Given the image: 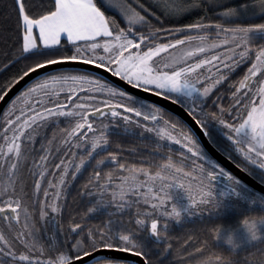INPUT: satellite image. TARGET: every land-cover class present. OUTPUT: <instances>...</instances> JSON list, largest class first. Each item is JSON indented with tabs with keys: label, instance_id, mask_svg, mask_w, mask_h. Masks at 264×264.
I'll return each mask as SVG.
<instances>
[{
	"label": "snow or ice",
	"instance_id": "1",
	"mask_svg": "<svg viewBox=\"0 0 264 264\" xmlns=\"http://www.w3.org/2000/svg\"><path fill=\"white\" fill-rule=\"evenodd\" d=\"M0 7V264H264V0Z\"/></svg>",
	"mask_w": 264,
	"mask_h": 264
},
{
	"label": "trees",
	"instance_id": "2",
	"mask_svg": "<svg viewBox=\"0 0 264 264\" xmlns=\"http://www.w3.org/2000/svg\"><path fill=\"white\" fill-rule=\"evenodd\" d=\"M228 2L235 6L241 3L249 2V0H228ZM14 27V20L9 18L6 14V9L0 7V47H4L3 40H7L10 44L12 42V30ZM2 59V57H0ZM132 143L138 148V150L142 152H146L149 149H146L143 145L139 144L138 142L132 141ZM87 175V174H85ZM83 183V178L76 182V187L72 189L71 195L76 196V191L79 185ZM79 200V197H77ZM69 202L71 203V197L69 198ZM72 207L76 211H80L84 208L83 203L73 204ZM67 217L65 216V219ZM241 216L239 214H228V215H221L216 219H209V220H196L191 224H187L184 230H178L177 235L182 236V238H186L188 234H193L196 237L203 238L206 235L207 228L210 226L221 225V226H235L240 222ZM98 222V221H97ZM220 247L224 248L225 250L228 249V246L221 244ZM247 248L245 247V249ZM247 255V253H241V259L243 256ZM155 259V257H154Z\"/></svg>",
	"mask_w": 264,
	"mask_h": 264
},
{
	"label": "water",
	"instance_id": "3",
	"mask_svg": "<svg viewBox=\"0 0 264 264\" xmlns=\"http://www.w3.org/2000/svg\"><path fill=\"white\" fill-rule=\"evenodd\" d=\"M112 79L116 80V78H112ZM119 83L121 85L123 84V82H119ZM20 87L21 85H17L16 88H14L11 93H9V97H13L18 92ZM8 99L9 98H6L5 102H0V108L4 107V104L8 101ZM152 99H155V98H152ZM159 103L165 104L166 102L159 101ZM209 151L212 153L213 157L217 159V162L220 163L221 166L225 167L226 170L230 171L232 174L242 179L243 182H245L250 188H254L258 192L264 191V185H260L255 178L247 175L244 172H241L239 169L235 167V165L231 161H228L223 156L217 154L213 149L209 148ZM105 254L126 257L128 259L129 264H131L132 261H139V264H143V262L140 261V258L131 257V255L127 253H105Z\"/></svg>",
	"mask_w": 264,
	"mask_h": 264
},
{
	"label": "clouds",
	"instance_id": "4",
	"mask_svg": "<svg viewBox=\"0 0 264 264\" xmlns=\"http://www.w3.org/2000/svg\"><path fill=\"white\" fill-rule=\"evenodd\" d=\"M221 228L223 230V243L229 247L235 245L236 240L233 236V233L235 232L234 227L233 226H221ZM230 237H232L231 244L229 243ZM198 264H208V262L205 260H201V261H198Z\"/></svg>",
	"mask_w": 264,
	"mask_h": 264
},
{
	"label": "rangeland",
	"instance_id": "5",
	"mask_svg": "<svg viewBox=\"0 0 264 264\" xmlns=\"http://www.w3.org/2000/svg\"><path fill=\"white\" fill-rule=\"evenodd\" d=\"M243 71V66H242V68L241 69H239L238 70V75L240 74V72H242ZM221 244H224L223 242H220ZM225 245V244H224ZM227 246V245H226Z\"/></svg>",
	"mask_w": 264,
	"mask_h": 264
},
{
	"label": "flooded vegetation",
	"instance_id": "6",
	"mask_svg": "<svg viewBox=\"0 0 264 264\" xmlns=\"http://www.w3.org/2000/svg\"><path fill=\"white\" fill-rule=\"evenodd\" d=\"M235 75H238V72H237ZM49 134H50V133H49Z\"/></svg>",
	"mask_w": 264,
	"mask_h": 264
}]
</instances>
